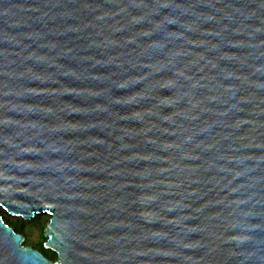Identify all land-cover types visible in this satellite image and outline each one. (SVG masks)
I'll return each instance as SVG.
<instances>
[{
  "label": "water",
  "instance_id": "water-1",
  "mask_svg": "<svg viewBox=\"0 0 264 264\" xmlns=\"http://www.w3.org/2000/svg\"><path fill=\"white\" fill-rule=\"evenodd\" d=\"M0 264H264V0H0Z\"/></svg>",
  "mask_w": 264,
  "mask_h": 264
},
{
  "label": "rangeland",
  "instance_id": "rangeland-1",
  "mask_svg": "<svg viewBox=\"0 0 264 264\" xmlns=\"http://www.w3.org/2000/svg\"><path fill=\"white\" fill-rule=\"evenodd\" d=\"M5 221L11 225L15 231L21 233L25 237V244L31 245L34 248L39 249L49 258L53 259V255L43 247L45 241L44 228L48 222V216L46 214L36 215L29 221L22 219L11 218L3 215Z\"/></svg>",
  "mask_w": 264,
  "mask_h": 264
}]
</instances>
